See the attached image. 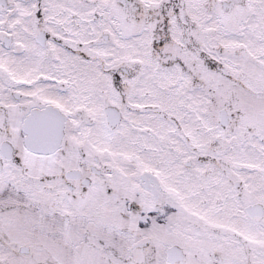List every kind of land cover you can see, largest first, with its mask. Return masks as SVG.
<instances>
[{"label": "snow or ice", "instance_id": "6c2138e0", "mask_svg": "<svg viewBox=\"0 0 264 264\" xmlns=\"http://www.w3.org/2000/svg\"><path fill=\"white\" fill-rule=\"evenodd\" d=\"M0 264H264V0H0Z\"/></svg>", "mask_w": 264, "mask_h": 264}]
</instances>
